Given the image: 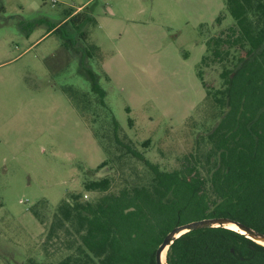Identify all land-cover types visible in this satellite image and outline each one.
Wrapping results in <instances>:
<instances>
[{"label":"rangeland","instance_id":"1","mask_svg":"<svg viewBox=\"0 0 264 264\" xmlns=\"http://www.w3.org/2000/svg\"><path fill=\"white\" fill-rule=\"evenodd\" d=\"M87 1L0 0V264L58 263L62 237L47 234L62 200L100 196L84 183L109 177L116 192L149 182L126 145L164 172L179 168L223 115L208 92L246 55L224 46L212 56L233 26L225 0ZM83 5L96 23L82 46L106 95L82 112L63 89L94 95L47 32Z\"/></svg>","mask_w":264,"mask_h":264},{"label":"trees","instance_id":"2","mask_svg":"<svg viewBox=\"0 0 264 264\" xmlns=\"http://www.w3.org/2000/svg\"><path fill=\"white\" fill-rule=\"evenodd\" d=\"M89 5L63 12L61 23L49 25L47 32L60 37L69 60L77 59L78 72L94 95L63 89L82 112L94 102L104 106L106 95L88 64L93 48L82 46L86 26L96 23ZM225 8L233 26L213 39L212 56L220 60L224 46L246 55L220 74L221 90L208 92L223 112L219 122L175 170H160L126 145L147 166L149 182L124 184L111 192L112 179L103 177L83 184L85 192L100 194L97 200L85 201L76 194L62 200L47 234L48 240L62 237L59 243L66 254L56 264H156V249L174 227L209 218H229L264 235V0H225ZM24 24L17 21L28 32L31 25ZM165 260L264 264V247L232 230L212 227L174 239Z\"/></svg>","mask_w":264,"mask_h":264},{"label":"water","instance_id":"3","mask_svg":"<svg viewBox=\"0 0 264 264\" xmlns=\"http://www.w3.org/2000/svg\"><path fill=\"white\" fill-rule=\"evenodd\" d=\"M228 224H232V226L236 227L237 230H239L236 233H239L241 235H244L245 237L249 238V240L257 245L263 246L264 243V235L254 232L253 230L249 229V227H246L242 224L236 223L232 221L229 218H209V219H203L200 221H192L184 225H178L174 227L167 235L163 238L161 243L156 249V252L154 254L155 262L156 264H163L161 261V258L164 254V264H166L165 260V254H167V250L169 246L172 244L173 240L177 237L182 236L183 234L194 231V230H201V229H207V228H224L229 229L226 226ZM230 230V229H229Z\"/></svg>","mask_w":264,"mask_h":264},{"label":"bare ground","instance_id":"4","mask_svg":"<svg viewBox=\"0 0 264 264\" xmlns=\"http://www.w3.org/2000/svg\"><path fill=\"white\" fill-rule=\"evenodd\" d=\"M226 227L229 228V229L232 230V231H236V232L239 231V230H237L236 227L232 226V224H228ZM261 244L264 245V243H261ZM161 261H162V263L164 264V254H163L162 258H161Z\"/></svg>","mask_w":264,"mask_h":264},{"label":"crops","instance_id":"5","mask_svg":"<svg viewBox=\"0 0 264 264\" xmlns=\"http://www.w3.org/2000/svg\"><path fill=\"white\" fill-rule=\"evenodd\" d=\"M92 0H88L87 3L89 4ZM84 5L83 6H79L78 8H76L74 11L77 12L79 11L80 9H83Z\"/></svg>","mask_w":264,"mask_h":264}]
</instances>
